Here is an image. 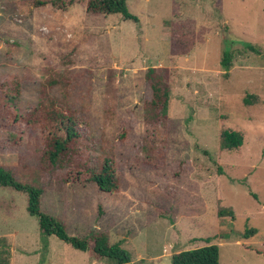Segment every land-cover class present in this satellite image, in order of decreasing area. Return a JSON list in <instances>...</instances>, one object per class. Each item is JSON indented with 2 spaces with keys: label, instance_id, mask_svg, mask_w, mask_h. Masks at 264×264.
Wrapping results in <instances>:
<instances>
[{
  "label": "rangeland",
  "instance_id": "1",
  "mask_svg": "<svg viewBox=\"0 0 264 264\" xmlns=\"http://www.w3.org/2000/svg\"><path fill=\"white\" fill-rule=\"evenodd\" d=\"M35 1L0 0V76L24 83L20 112L46 96L70 108L91 163L113 160L119 191L112 199L93 183L66 184V170L40 169L25 141L1 152L0 166L43 189L41 210L68 236L105 231L131 264H170L174 253L208 244L219 264H264L243 248L264 250V0H125L136 23L88 15L86 0H64L66 10ZM148 68L166 71L170 90L158 122L145 110ZM50 79L57 85L42 98ZM225 129L244 134L241 149H220ZM246 229L256 234L244 238ZM2 237L9 264H111L54 237L45 243L25 196L0 188Z\"/></svg>",
  "mask_w": 264,
  "mask_h": 264
},
{
  "label": "trees",
  "instance_id": "2",
  "mask_svg": "<svg viewBox=\"0 0 264 264\" xmlns=\"http://www.w3.org/2000/svg\"><path fill=\"white\" fill-rule=\"evenodd\" d=\"M85 11L91 16L120 15L123 19L137 22V18L128 13L125 0H86ZM51 5L54 8L66 10L70 4L64 0H36L35 7ZM232 54L223 53L220 66L227 71L231 67ZM163 69L148 68L144 78L149 83L151 98L146 103L147 113L154 122L160 121L167 111L170 90L167 85V74ZM45 85L52 88L57 85L52 79L43 84L41 97H45ZM24 83L11 75L0 76V153L7 150L16 151L22 142H26L32 150L37 151L39 168L52 172L56 167L66 170L64 182L72 185L93 183L99 192L110 198L117 197L119 184L115 176L113 160L106 154L100 155L99 164L91 163L88 156L87 140H82L75 113L68 107L58 106L57 101L50 96L40 99L38 104L29 110L18 109L23 100ZM253 95L243 99L244 105H249ZM70 109V110H69ZM67 110V111H66ZM150 110L152 112H150ZM154 113V115L152 114ZM220 149L237 151L241 149L244 134L240 131L225 129L220 133ZM84 142L82 149L79 145ZM73 146L72 149H70ZM76 148V149H75ZM75 149V150H74ZM103 152V150L101 151ZM102 154V153H101ZM80 163L71 168L68 164ZM0 188L20 193L26 198V212L36 217L38 231L43 237H54L71 248L85 252L96 261L108 260L111 264H131L129 253L122 247V241L110 244L109 234L94 230L84 237L68 236L65 223L41 210L43 189L32 184L16 180L13 172L0 166ZM101 213V210L98 211ZM218 217L234 218L232 209H220ZM256 234L255 230L246 229L243 237ZM45 242V241H44ZM46 243V242H45ZM11 241L7 237L0 238V264H9ZM245 250H253L264 255L261 248L243 245ZM170 264H219V248L208 244L195 249L183 250L171 256Z\"/></svg>",
  "mask_w": 264,
  "mask_h": 264
},
{
  "label": "crops",
  "instance_id": "3",
  "mask_svg": "<svg viewBox=\"0 0 264 264\" xmlns=\"http://www.w3.org/2000/svg\"><path fill=\"white\" fill-rule=\"evenodd\" d=\"M111 16V15H110ZM161 256H157V257H155L154 259H158V258H160ZM94 260V259H93ZM161 261V260H160ZM94 262H96V260H94Z\"/></svg>",
  "mask_w": 264,
  "mask_h": 264
}]
</instances>
